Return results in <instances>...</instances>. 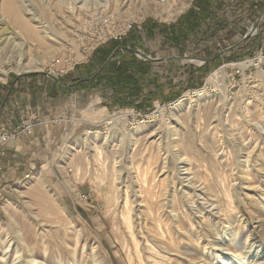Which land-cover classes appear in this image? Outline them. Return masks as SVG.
Returning a JSON list of instances; mask_svg holds the SVG:
<instances>
[{"label":"rangeland","instance_id":"rangeland-1","mask_svg":"<svg viewBox=\"0 0 264 264\" xmlns=\"http://www.w3.org/2000/svg\"><path fill=\"white\" fill-rule=\"evenodd\" d=\"M21 1L28 16L41 19L43 15L42 19L48 25L50 18L54 20L51 30L55 28L52 30L55 37L51 39L56 46V53L47 59L42 58L52 61L53 65H47L42 71L19 72L18 52L7 56L0 54V70L6 73V80L0 77V84L6 85L11 79L22 78L30 84L26 85L30 90L33 85L30 77L40 75L49 83L54 82L61 90H67L69 87L63 85L68 84V75L77 72V67L89 65L93 53L101 46L86 49L91 26L96 20L107 16L118 17L121 25L134 22L137 24L134 25L136 28L148 20L173 23L187 9L189 11L195 0H170L168 5L172 18L166 13H141L139 7L142 0L80 1L74 14H68L64 6L58 5L61 0ZM115 1L119 4L117 11ZM127 1L135 6L136 11L132 16L125 13ZM86 11L94 16L90 21L84 15ZM257 12L253 9L251 15L245 13L241 19V31L246 32V38L253 42L259 35L262 36L264 30V13ZM253 32H256L254 37L251 36ZM239 38L237 37V42L243 39L242 36ZM19 42H23L21 51L26 53L28 42ZM234 44L225 45L222 50L224 54L237 49ZM146 51L148 60L158 61L167 56L160 51V36L148 42ZM259 57L264 58V50L252 57L226 63L210 72L202 82H197V87L177 89V92L169 94L171 97L168 102H155L146 109H113L106 105L99 93L68 92L69 97L64 100L66 107L61 109L62 114H58V108H54L53 104L48 106L45 101L44 109L49 117L46 119L53 120L51 125L56 128L58 126L59 129H54L56 132L53 134L49 125V132H43L38 143L31 147L35 152L13 151L9 157L8 170H5L6 177L0 174V264H133L127 258L129 252L124 248L121 225L117 221L118 202L110 204L108 201V195L115 196L118 190L113 189L111 176L103 180V175L106 171L111 174L114 163L118 162L116 170L122 169L121 186L124 190V179L130 173L129 166H133V169L139 166L141 171L147 169L150 180L154 177L153 173H158L163 179L169 174L168 167L172 163L177 164L172 162L178 154V150L173 147L174 140H186L198 125L205 131L203 141L210 142L214 139L218 150L226 148L214 158L222 176L216 187V175L210 163L205 160L199 162L190 155L187 168L194 172L193 183L199 181L208 185L212 182L211 185L216 190L208 191L200 197L187 196V205L191 206L193 213L190 219L184 216L180 226L175 225L172 219H163L162 225L165 229L168 228L164 229L166 239L161 237V241L159 240L160 246L164 248L163 263L264 264V139L254 135L253 126L264 128V108L261 106L260 110H255L257 105L264 103V92H257L263 87H259L258 71H262L264 75V59L259 63ZM187 59L179 60L170 67L172 71L175 68H178L177 71L182 70L178 72L177 83L186 78L183 76L184 67L201 65ZM249 60H253L252 65L241 67L240 64ZM167 64L168 62L163 61L155 65L162 76L170 74V68H164ZM220 69L222 74L219 82L208 83L209 77ZM41 90L47 91L44 88ZM41 90L38 89L40 92ZM217 94L222 96L221 102L219 98L216 100ZM64 95H67V91ZM199 97L205 98L197 103ZM29 105L34 108L31 103ZM218 105L221 115L215 114L213 118L214 107ZM245 108H249V111ZM114 115L124 117L115 119L118 123L115 122L112 125L114 129H111L107 124V117ZM151 115L156 120H150ZM27 122L32 124L30 132L23 131ZM27 122L12 130L0 125V130L4 128L11 135L16 131L14 136L0 141V148L14 141L30 139L34 122ZM120 126L123 129L125 127L126 135H121ZM228 129L234 132L231 133ZM54 139L58 140L57 145H54ZM40 149L44 154H39ZM98 149L102 153L101 159ZM167 152L169 157L163 169V162L158 158L159 155L165 158ZM78 164L82 170L76 178ZM119 180L120 178L116 180V186H119ZM67 181L77 191L67 185ZM167 192V199H174L171 198L174 192L169 182ZM212 203L218 208L213 209ZM149 206L150 204H144L145 210ZM218 209L221 215H212ZM192 217L196 220V226ZM201 221L205 223L202 224ZM148 223L154 225L150 218Z\"/></svg>","mask_w":264,"mask_h":264},{"label":"crops","instance_id":"crops-1","mask_svg":"<svg viewBox=\"0 0 264 264\" xmlns=\"http://www.w3.org/2000/svg\"><path fill=\"white\" fill-rule=\"evenodd\" d=\"M262 2L264 0H195L189 11L187 9L173 23L163 24L148 20L140 25L141 27L134 26L135 28L121 40L108 41L97 48L89 65L77 67V72L68 75V84L63 85L69 87L67 90H61L53 84L54 82L49 83L50 81L40 75L30 77L33 83L30 90L26 87L30 84L22 78L11 79L6 85L0 84V125L12 130L29 120L34 122L30 139L14 141L0 148V174L6 177L5 170H8L9 157L13 151L35 152L31 147L38 143V138L43 132H49V125L53 134L56 132L54 129H59L58 126L56 128L51 125L53 120L46 119L49 117L44 109L45 101L48 106L53 104L54 108H58V114H62L61 109L66 107L64 100L69 97L68 92L99 93L106 105L113 109H146L155 102H168L171 97L169 94L177 92V89L189 90L197 87V82H202L210 72L220 66L252 57L264 50V30L262 36L259 35L253 42L248 40L247 33L240 29L243 15H251L253 9L257 10L256 4ZM189 23L199 24L194 32H185V26L189 27ZM176 31H179L177 37ZM255 34L256 32H253L251 36L254 37ZM157 36H160V51L167 56L158 61L148 60L146 45ZM239 36L243 39L237 42ZM233 43L237 49L224 54L222 50L225 45ZM182 59L192 63L199 62L201 65L194 68L184 67L183 76L186 80L181 79L177 83L178 72L182 70L177 71L178 68H175L173 72L170 67ZM163 61L168 62L164 68H170V74L162 76L155 65ZM129 64L132 66L123 72L121 68ZM195 82L196 85L192 86ZM43 88L47 91L42 92ZM65 91L67 95H64ZM30 103L34 108L30 107ZM61 103H64L63 106ZM57 144L58 140H55L54 145ZM50 151L49 149L48 152ZM39 154H44L42 149Z\"/></svg>","mask_w":264,"mask_h":264},{"label":"bare ground","instance_id":"bare-ground-1","mask_svg":"<svg viewBox=\"0 0 264 264\" xmlns=\"http://www.w3.org/2000/svg\"><path fill=\"white\" fill-rule=\"evenodd\" d=\"M80 1L82 2V1H86V0H61L60 2H58V5L64 6L65 10L68 14H70V13L74 14V10L76 8H78ZM169 2H170V0H162V1H160V0H158V1L157 0H142L141 6L139 7V11L143 14H146V15L147 14L164 15V13H166V14H168L169 18H172L173 15H172L171 11L169 10V5H168ZM127 3H128V7H127L125 13L128 14L129 16H132L136 11L135 6L132 2L127 1ZM83 5H85V3ZM114 7H115L116 11L119 9L118 1H115ZM84 15H85V17H87L88 21H90V19H93V17H94L93 14H91L89 11H86ZM42 17H43V15H42ZM42 17L40 19V18H37L36 16H33V17L28 16L26 11L24 10V7L22 5L21 0H0V54L7 56L9 54H12V52H15V51L18 52L17 63L19 66V69H18L19 72H26L27 73V72L42 71V70H44V68L47 65H53L52 61H48V60H45L42 58L44 57L47 59L48 57H50L51 54L56 53L55 52L56 46L51 39V37H55V34L53 33L54 31L52 32V30H54L55 28H52V30H51V27H54L52 25L54 23V20L53 19L51 20V18H50L47 21L49 23V25H48L46 22H44V19H42ZM19 40L28 42L29 45H28V50L26 53H22L21 49H22V43L23 42H19ZM86 49H90V48L87 47ZM263 59L264 58H262V57L257 58L259 63H261L260 61L263 62ZM59 61H61V60H59ZM252 64H253V60H249L247 62L240 64V65H241V67L245 68V67L250 66ZM261 72L262 71H258L259 87H261V85H263V87H262V90L259 89V90H257V92H264V75ZM221 74H222V69L213 73L209 77L207 82L211 83V84H217L220 80ZM0 77L2 79L6 78V73L2 70H0ZM263 95L264 94H262V96ZM221 97H222L221 95L217 94L216 100L218 98L220 100ZM203 98H205V97H199L197 100V103H199V101L202 100ZM221 101L222 100H220L219 102H221ZM261 104L257 105L255 110H260L261 106H262V108H264V103H261ZM219 106L220 105L214 107L213 118H215V116H214L215 114L218 115L220 113ZM245 109H247V108H245ZM197 110H198V108H197ZM247 110L249 111V108ZM160 113H163V110H160ZM254 114L258 115V113H254ZM219 115H221V114H219ZM122 117H124V116L123 115L109 116V117H107V124L111 128L112 125L115 124V122L118 123L117 120H115V119L122 118ZM149 118H150V120H156V117L154 115H151ZM117 126H119V125H117ZM253 126L255 127L254 135L257 138L261 137V139H264V128H262V127L259 128L256 125H253ZM260 126H261V124H260ZM120 127H121V132H120L121 135L122 136L126 135L127 132H126L125 127H124V129L122 126H120ZM111 129H114V128L112 127ZM228 131H230L231 133L234 132L232 129H228ZM204 133H205V131H203L202 127L200 125H198L197 127L193 128L192 132L190 133L188 138H186V140H182V139L174 140L173 147L178 150L177 151L178 154L175 157V159L172 160V162H176L177 164L175 165L172 163V165L170 167H168L167 172H169V174L167 173V176H165L163 179L161 178V176L158 175V173H153L154 177H152V180H150L149 172H147V169L144 168V170L141 171L139 166L136 167L135 169H133V166H129L128 172H130V173H128V175L124 179V183L126 184L125 190H124V188H122V186H121V184L123 183V181H121L122 169L120 168V170H118V169L116 170V168H117L116 164H118V162L114 163V165L112 167L113 170H112L111 174H109L108 171H106L104 173L103 180L108 179V177L110 175L112 178L111 180H112L113 189L118 190V194L116 193L117 195H115V196L113 194L108 195L109 196L108 201L110 204H113L114 202H118L117 206H116V211L118 212L119 218L117 221H119V224L121 225V231H122V237H123L122 240H123L124 248H127L128 252H129V255H128L129 257H127V258H130L131 262L133 264H135V263L136 264H164L163 263L164 248L160 246V242H159L161 237L163 239L165 238V231H164L165 228L162 225L164 222L163 219L164 218L172 219L175 222V225L177 224V226H180L179 224L181 223L182 218L184 216H186L187 219L188 218L190 219V215L193 213L191 208H190L191 206L189 207L187 205L186 197L189 195L200 197L204 193L207 194L208 191L214 192L215 188L213 185H211V183H212L211 181H210L211 183L208 182L209 183L208 185L201 184V183H199V181H198V183L197 182L193 183L194 175L192 173H194V172H191V170L189 168H187V166L190 164V160H191L190 155L194 156L197 159V161H199V162H203L202 160L208 161L211 165L210 167L214 169V172L216 175V181L217 182H216L215 186L217 187L218 183H220L219 178L222 175H221L220 169L218 167L219 164L216 162L214 163V158L219 156V152L222 151V153H223L226 150V148H222L221 151L218 150L215 147V140L214 139L211 140L210 142L203 141ZM108 136L109 135H107V138H108ZM106 141H107V139H106ZM101 154L102 153L100 152V149H98V155H100V157H99L100 159H101ZM168 155H169L168 152H167V156L165 158H163L162 156L159 155L158 160H161V163L163 162V169L166 167L167 158L169 157ZM132 160H133V158H132ZM87 169H89V166L87 167ZM81 170H82V167L80 168V164H78L77 169H76V173H75L76 178H78L79 175L81 174V172H80ZM118 171H119V174H118ZM210 171H211V169H210ZM67 176L68 175H66V177ZM119 178H120V180H119L120 182L118 181L119 186H116V180ZM223 178H222V181H223ZM222 181H221V183H222ZM168 182L172 185V189L174 192V196L173 195L171 196V198H174V199H171V200L167 199V197H169L168 192H167ZM202 182H204V181H202ZM223 182H225V181H223ZM67 185H69L75 191H77L76 188L73 186V184L70 181H67ZM159 185H160V187H159ZM227 186H229V185H227ZM221 187H220V189H221ZM231 195H234V194H231ZM207 196H205V197H207ZM210 199H212V198L210 197ZM144 204H150V206L148 208H146L148 210H145ZM211 207L213 209L218 208V207H216L215 203L214 204L212 203ZM197 209H199V208H197ZM218 214L221 215L219 209H218L217 213H213L212 215H218ZM194 216H196V215H194ZM149 218L151 219L152 223L154 224L153 226H151L152 224L150 225L148 223ZM193 218L194 217H192L191 220H193ZM172 220H170V221H172ZM199 220H201V219H199ZM205 221H201V223L202 222L205 223ZM193 222L195 223V226H196V220L195 219L193 220ZM166 223H164V224H166ZM199 225H201V224H199ZM170 227H171V225H170ZM167 229H165V230H167ZM166 232H168V231H166ZM169 236H170V234H169ZM178 238H180V237H178ZM169 243H167V244H169ZM170 255H171V253H170ZM178 257H181V256L178 255ZM182 258H184V257H182ZM173 262H174V260H173Z\"/></svg>","mask_w":264,"mask_h":264},{"label":"built area","instance_id":"built-area-1","mask_svg":"<svg viewBox=\"0 0 264 264\" xmlns=\"http://www.w3.org/2000/svg\"><path fill=\"white\" fill-rule=\"evenodd\" d=\"M134 22L120 24V20L118 17L107 16L106 18H101L91 27V33L89 37V43L86 46L93 49L98 47L99 45L105 44L110 40H121L124 36H126L134 26ZM32 124L31 122H27L23 128V131H31ZM16 134V131L13 136ZM9 132H7L4 128L0 130V141L7 140L11 136Z\"/></svg>","mask_w":264,"mask_h":264},{"label":"trees","instance_id":"trees-1","mask_svg":"<svg viewBox=\"0 0 264 264\" xmlns=\"http://www.w3.org/2000/svg\"><path fill=\"white\" fill-rule=\"evenodd\" d=\"M259 4H260V5H259ZM259 4H258V3L256 4V9H257V11H258V12H264V2L259 3ZM196 24H197V23H196ZM198 25H199V24H197V25H193V24L189 23V27H188V26H185V28H187L185 32H189V33L194 32V31H195V28L198 27ZM151 29L153 30V28H151ZM178 34H179V31H176V32H175V37H177ZM130 65H131V64H129L128 66H123V67L121 68V69H123V72H126V71L128 70V68L130 67ZM131 66H132V65H131Z\"/></svg>","mask_w":264,"mask_h":264},{"label":"water","instance_id":"water-1","mask_svg":"<svg viewBox=\"0 0 264 264\" xmlns=\"http://www.w3.org/2000/svg\"><path fill=\"white\" fill-rule=\"evenodd\" d=\"M138 53H140V52H138ZM143 57H145V58H148L146 55H144L143 53H140ZM57 79V78H56Z\"/></svg>","mask_w":264,"mask_h":264}]
</instances>
